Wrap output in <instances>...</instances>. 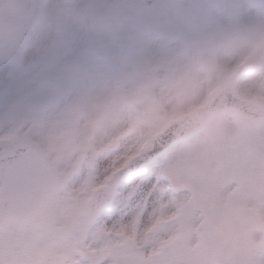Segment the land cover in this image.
Segmentation results:
<instances>
[{
	"label": "rangeland",
	"instance_id": "obj_1",
	"mask_svg": "<svg viewBox=\"0 0 264 264\" xmlns=\"http://www.w3.org/2000/svg\"><path fill=\"white\" fill-rule=\"evenodd\" d=\"M236 2L247 4L256 0ZM166 33L172 35V32ZM159 36H161L159 33L151 34L142 39V44L146 43V46L142 45L141 60L144 64L150 65L157 58H161L163 56L161 51L166 49L174 65L168 66L166 75L158 81L155 80L149 88L148 92L155 95L158 100L154 109L150 107L151 114L148 92L144 90L142 108L144 107L147 119L143 120L142 139L151 135L165 121L160 113L162 106L164 112L174 115L200 102L202 96V75L196 71L195 66L192 69L195 71L189 70L185 66L188 58L183 56V54L189 56L188 51L193 48L188 47L184 50L178 45L173 46L174 50L167 49ZM188 36L191 37L189 34ZM189 42L196 45L194 48L200 47L195 38ZM216 47H220L222 53L217 61L219 70L228 67L236 54L246 48L235 43H208V49L215 50ZM100 49L101 53L108 55L107 70L105 60L103 64L99 63L96 61L98 57L94 55ZM137 49L138 46H128L122 39L117 38H105L101 42L90 44L82 35L75 37L63 58L53 64V72L60 75L61 82L60 87L49 92L53 104L47 114H41L37 108L42 96L36 86L39 75L6 63L0 72V128L21 116H45L51 119L39 142L48 148L51 155L57 157L60 167L69 164L76 152V142L85 128L84 125L92 116L93 104H96V100L92 99L90 103L87 100L85 103L84 96L89 88L95 92L99 86L95 96L101 94L105 86L103 82L108 80L111 82L112 74L115 73L111 68L118 65L121 67L125 63L124 58L135 61L136 54L139 53ZM82 64L83 70L91 74L85 76L82 93L77 94L83 99L79 104H75L72 89L77 87L82 72V68L79 67ZM102 66H105V69ZM99 67L102 71H97ZM248 67L256 68L253 59ZM89 69L94 72H90ZM88 81L94 84L93 88L89 84V87L87 86ZM179 84L182 88L179 91L180 95L176 97ZM241 84L239 90L244 98L264 105V73L256 72L243 79ZM59 96L64 99L61 105L57 106ZM178 100L181 103H178ZM110 101L112 103L111 99ZM128 101L129 98L128 100L117 98L108 112V118L100 127L101 142L96 150L101 160L98 169L99 179L124 161L123 155L127 149L122 148L121 142L110 143V146L106 147L109 141L103 142L102 138L106 130L113 134L126 125L127 121L115 128L112 127L114 121L118 120L116 114L125 109ZM135 107H138V104ZM178 108L181 110L177 111ZM234 123L237 125V131L240 128L243 130L242 133L234 134L237 132L232 130ZM208 125L194 138L182 143L171 155L159 159L150 169L162 180L163 177L172 179L177 188L196 192L188 201L185 214L178 221L190 222L187 226L191 229L193 237L197 234L204 238L203 244H195L196 247L204 249L203 258L212 261L213 264H244L245 261L258 259L260 250L264 249V120L253 123L229 109L220 113ZM236 125L233 127L234 130ZM248 141L250 145H247ZM108 148L110 150L113 148L110 155L107 152ZM182 156H184L182 164L186 165L175 166L171 162L173 158L176 160V157ZM236 179L240 189L232 190ZM167 200L170 201L169 195ZM168 206L164 208L165 218L173 209V205ZM203 216L207 218L204 220V226H193V221Z\"/></svg>",
	"mask_w": 264,
	"mask_h": 264
},
{
	"label": "snow or ice",
	"instance_id": "obj_2",
	"mask_svg": "<svg viewBox=\"0 0 264 264\" xmlns=\"http://www.w3.org/2000/svg\"><path fill=\"white\" fill-rule=\"evenodd\" d=\"M49 121L12 120L0 150L39 142ZM165 183L142 166L94 179L84 160L23 176L0 166V264H213L190 222L165 218ZM244 264H264V249Z\"/></svg>",
	"mask_w": 264,
	"mask_h": 264
},
{
	"label": "clouds",
	"instance_id": "obj_3",
	"mask_svg": "<svg viewBox=\"0 0 264 264\" xmlns=\"http://www.w3.org/2000/svg\"><path fill=\"white\" fill-rule=\"evenodd\" d=\"M166 32L242 44L264 73V0H0V63L38 75L78 35L90 44L106 37L131 44Z\"/></svg>",
	"mask_w": 264,
	"mask_h": 264
},
{
	"label": "water",
	"instance_id": "obj_4",
	"mask_svg": "<svg viewBox=\"0 0 264 264\" xmlns=\"http://www.w3.org/2000/svg\"><path fill=\"white\" fill-rule=\"evenodd\" d=\"M223 97V98H222ZM226 107H234L240 110L242 113L246 114L248 117L254 120L262 119L264 118V109L258 105H255L253 103L245 102L239 97L236 96V94L233 91L232 85L229 84L222 90H220L213 98L211 104L208 107H205L198 112L202 115H206L205 123L208 122L214 115H216L218 112L223 110ZM197 114V115H200ZM174 130L172 129L169 133L171 134ZM30 156L27 157V160L34 161L35 155L40 154L42 159L47 162L46 157L43 155L42 151H39L38 148L31 144L30 146ZM154 148V146H153ZM18 149H20L19 146H15L12 150H10L5 156H3L0 159V166L9 167L15 160L18 153ZM16 168H22V166H13ZM51 169V168H50ZM23 175L29 174V171H23ZM51 172H53L51 170ZM22 175V176H23Z\"/></svg>",
	"mask_w": 264,
	"mask_h": 264
},
{
	"label": "bare ground",
	"instance_id": "obj_5",
	"mask_svg": "<svg viewBox=\"0 0 264 264\" xmlns=\"http://www.w3.org/2000/svg\"><path fill=\"white\" fill-rule=\"evenodd\" d=\"M253 59V57L250 59V61ZM249 61V62H250ZM90 70V72H94V70H91V69H89ZM235 118V117H234ZM124 119V115H121L120 116V120H123ZM236 125V123H234V125L232 126V130L235 132V131H237V125H236V127H235V130H234V126ZM181 217V216H180Z\"/></svg>",
	"mask_w": 264,
	"mask_h": 264
}]
</instances>
